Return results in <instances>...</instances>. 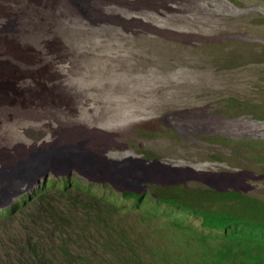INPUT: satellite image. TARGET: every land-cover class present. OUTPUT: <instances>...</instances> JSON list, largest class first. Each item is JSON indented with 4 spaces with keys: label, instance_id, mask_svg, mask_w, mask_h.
I'll use <instances>...</instances> for the list:
<instances>
[{
    "label": "rangeland",
    "instance_id": "obj_1",
    "mask_svg": "<svg viewBox=\"0 0 264 264\" xmlns=\"http://www.w3.org/2000/svg\"><path fill=\"white\" fill-rule=\"evenodd\" d=\"M245 100L264 115V0H0V207L72 171L128 184L172 168L264 197L254 142L222 141L221 151L201 137H264V117L234 114ZM176 103L189 106L166 112ZM122 199L107 190L109 203ZM122 204L143 212L130 219L142 264H188L168 243L178 229L158 218L161 203Z\"/></svg>",
    "mask_w": 264,
    "mask_h": 264
},
{
    "label": "trees",
    "instance_id": "obj_2",
    "mask_svg": "<svg viewBox=\"0 0 264 264\" xmlns=\"http://www.w3.org/2000/svg\"><path fill=\"white\" fill-rule=\"evenodd\" d=\"M204 42L199 46L219 45ZM231 99L233 107L237 99ZM34 104L38 103L31 100L30 105ZM188 106L176 103L165 110L176 111ZM248 107L261 108L245 100L233 112L239 117L263 122L255 119L264 117L263 111L249 113ZM195 111L193 108L190 112L193 122L198 118ZM211 126L214 133L215 122L212 121ZM173 128L176 134L185 135ZM229 130L238 133L229 125L221 132ZM213 135H216L214 139L228 138ZM242 139L255 143L253 155L260 153H256L260 146L259 150L264 151V137ZM228 144L223 143L227 148ZM259 157L264 158L261 154ZM52 173L12 203L0 207V244L3 245L0 264H142L138 228L130 224V219L137 225L138 216L143 212L139 207L123 211L126 205L122 204L123 200L134 199L135 206L142 202L161 203L163 211L158 218L164 223L173 218L178 229L176 237L168 243L174 252L179 248L186 263L264 264V197L224 188L225 194H222L209 189V185L203 186L202 182L188 188L187 183L192 178L187 174L179 175L172 168L165 169L160 179L136 178L128 184L121 181L96 183L77 171L65 175ZM76 178L88 181V186H82V181ZM94 185L104 186L105 194L100 196L93 190ZM107 190L118 192L122 201L115 204L106 201ZM14 223L21 231L11 226Z\"/></svg>",
    "mask_w": 264,
    "mask_h": 264
},
{
    "label": "bare ground",
    "instance_id": "obj_3",
    "mask_svg": "<svg viewBox=\"0 0 264 264\" xmlns=\"http://www.w3.org/2000/svg\"><path fill=\"white\" fill-rule=\"evenodd\" d=\"M242 4V3H241ZM196 117V116H195ZM189 119V118H188ZM190 120V119H189ZM198 120V119H197ZM191 121H193V120H191ZM191 123V122H190ZM228 126V125H227ZM230 131V130H229ZM209 133V132H208ZM203 137V139H211V140H213L214 138H216V135H213V134H209V135H205V136H202ZM216 140V139H215ZM240 140H242V138H240ZM228 141H230V142H228ZM231 143V142H233L232 141V138L231 137H228V138H225V141H224V143ZM260 152V153H259ZM256 153H259V154H261V156L262 157H264V151H262L261 152V150H259L258 149V151H256ZM258 154V155H259ZM257 155V156H258ZM226 160V162H227V164H228V160L227 159H225ZM212 161L215 163L217 160H215L214 159V157L212 158ZM227 166V165H226ZM229 166H232V165H229ZM244 167V166H243ZM245 169V168H244ZM262 170V171H261ZM250 172H252V171H250ZM258 172V173H257ZM257 172H252L255 176H257V177H252L253 178V180H258V181H260V182H264L263 181V176H264V170H263V166L262 167H260V169L257 171ZM183 174V173H182ZM224 174H230V172L228 171V172H225ZM233 175H238V172L236 171V170H234V172H233ZM200 176H201V174H200ZM191 177V176H190ZM157 178V177H156ZM199 179V178H198ZM201 181H202V183H203V186H206V182H204L203 180H202V177H201V179H200ZM121 181V180H120ZM192 181H195L196 182V180H194L193 178H192ZM224 181V180H223ZM39 182V181H38ZM224 183H226V182H224ZM195 184H199V183H193V185H195ZM209 185V184H208ZM191 186V185H190ZM189 185H188V183H187V187L189 188L190 187ZM225 186V185H224ZM225 189V190H227L228 191V187H222V188H220V186L219 185H209V189H211V190H213V191H215V192H218V193H222V194H225V193H223L222 192V189ZM237 189V188H236ZM239 190V189H238ZM242 190V189H241ZM244 190V189H243ZM231 191V190H230ZM240 192V191H239ZM253 193H250V195H255V196H258V195H256L255 194V192L256 191H252ZM247 196V195H246ZM259 197H261V196H259ZM189 215V214H188ZM227 239V238H226ZM228 243V242H227Z\"/></svg>",
    "mask_w": 264,
    "mask_h": 264
}]
</instances>
